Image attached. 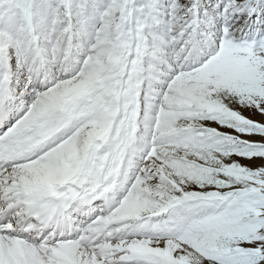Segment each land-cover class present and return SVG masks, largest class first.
Masks as SVG:
<instances>
[{"label": "snow or ice", "instance_id": "obj_1", "mask_svg": "<svg viewBox=\"0 0 264 264\" xmlns=\"http://www.w3.org/2000/svg\"><path fill=\"white\" fill-rule=\"evenodd\" d=\"M0 264H264V0H0Z\"/></svg>", "mask_w": 264, "mask_h": 264}]
</instances>
